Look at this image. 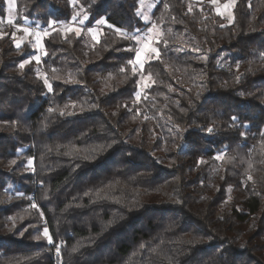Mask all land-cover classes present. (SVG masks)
<instances>
[{
  "label": "trees",
  "instance_id": "1",
  "mask_svg": "<svg viewBox=\"0 0 264 264\" xmlns=\"http://www.w3.org/2000/svg\"><path fill=\"white\" fill-rule=\"evenodd\" d=\"M139 1L15 0L48 35H0V264H264V0H157L136 100Z\"/></svg>",
  "mask_w": 264,
  "mask_h": 264
},
{
  "label": "rangeland",
  "instance_id": "2",
  "mask_svg": "<svg viewBox=\"0 0 264 264\" xmlns=\"http://www.w3.org/2000/svg\"><path fill=\"white\" fill-rule=\"evenodd\" d=\"M157 0H140L139 1V6L138 9L141 13V15L139 16V18L144 22V23H148V27H146L145 29L142 30H138L136 32L133 33V35H146L147 36H151L153 41H157L159 39V36L161 35V31L160 29L157 27V25H155L152 21V10L153 7L155 5ZM191 2H196L198 0H190ZM212 3V2H211ZM226 2H218V3H212L213 6L216 7V10H218L219 13H221L224 16L227 17H231L232 16V7L233 4H231V6L228 9L224 8V4ZM5 4H6V11H5V17L4 19H0V35L1 34H5L6 33V25H12L15 22V0H11V4H10V0H5ZM137 12V11H136ZM81 14V13H80ZM12 20L14 21L13 23H9L8 21ZM83 20V24L80 23V21ZM98 21H104L103 23H98ZM92 27L89 28H84V23H85V19L84 16L82 15H77L75 20L71 21V24L65 26L63 28V32H70L68 29H73L72 31H75V29H80L81 34H85L87 37H89L92 41H97L98 40V36L101 33L102 29L106 26H108L109 24L102 18L100 20H98ZM29 23V22H28ZM153 25H155V29L153 33H148V29L153 28ZM29 28L30 32L29 33H25L22 29L23 28ZM38 27L40 28V24H38ZM38 27H33L29 24H13L12 28V36L13 33H15V36H13L14 38V42L16 44V41H21L20 44H22L23 42L26 41H32V46L31 48L36 50V54L32 57L33 60L37 61L35 59V57H39V60L41 58V56L44 54L43 53V47H42V37L44 36V31H41ZM5 29V30H4ZM88 29H92L91 32L88 31ZM35 32H39L40 36L37 37L34 33ZM23 38V39H22ZM134 41V44L137 47H140V45H137L136 40L132 39ZM155 46V44H154ZM156 47V46H155ZM153 58H155V54L153 53ZM152 58V59H153ZM135 59V56H134ZM146 59V57H145ZM147 60V59H146ZM137 68H139V66H136ZM143 76L146 79H141V75L138 71V79L136 82L137 85V91L135 93V98L136 100H139L144 94L147 93V89L149 88V86L151 85V78L150 76L143 74ZM145 84H148V87H145ZM137 93H139V98H137ZM165 118V117H164ZM167 120V119H166ZM170 128V127H169ZM221 154H218V156H220Z\"/></svg>",
  "mask_w": 264,
  "mask_h": 264
},
{
  "label": "snow or ice",
  "instance_id": "3",
  "mask_svg": "<svg viewBox=\"0 0 264 264\" xmlns=\"http://www.w3.org/2000/svg\"><path fill=\"white\" fill-rule=\"evenodd\" d=\"M212 3H218L219 0H211ZM235 2V0H226V3L224 4V8L225 9H228L231 4H233ZM10 4H11V0H10ZM191 10V9H189ZM136 15L139 17L141 15L140 11L137 10L136 12ZM76 17L74 16L73 17V20H75ZM84 19L86 20L87 19V15L84 16ZM9 23H13L12 20H9L8 21ZM83 20L80 21L81 24H83ZM104 21H98V23H103ZM111 27V25H110ZM154 29H155V25H153V28H150L148 29V33H153L154 32ZM26 34L30 32L29 28H23L22 29ZM69 31H72L73 29H68ZM76 31V35L79 36L81 34V31L80 29H75ZM89 32L92 31V29H88ZM116 31L118 33H121L124 37L126 38H129V39H135L136 40V43L137 45H140V47H137V48H134V49H128V51H135V59L134 60H129L127 63L130 64V65H133V69H132V72L133 74H137V72L139 71L140 75H141V79H146L144 76H143V67H144V63L146 62L145 61V57L146 59L150 60L153 58V53L155 54V58H159L160 57V51L157 47L154 46V44L156 43V41H153L152 40V37L151 36H147L146 35H140V34H137V35H133L132 33H129V32H122L121 29L117 28ZM37 37L40 36V33L39 32H35L34 33ZM44 35H48V33L45 31L44 32ZM13 36H15V33H13ZM23 39V38H22ZM20 43L21 41H16V46L19 47L20 46ZM264 55V54H262ZM35 59L37 61H39V57H35ZM30 61L28 60H25L23 63L20 64V67L23 68L24 67V64H27L29 63ZM139 66V68H137L136 66ZM121 71H124V69L122 68ZM151 74H149L150 76ZM45 84L47 85L48 84V80L45 78L44 80ZM71 81H66V83H70ZM149 85L148 84H145V87H148ZM49 91H51V86L49 85ZM137 98H139V93H137ZM74 106V105H73ZM49 111H51V109H49ZM63 114V112L61 113ZM233 121H236L238 119V117L236 116H233L231 118ZM15 123V122H13ZM209 132L212 131V128L209 127L208 129ZM243 135V133L241 134ZM217 158H220V157H217ZM12 163H15V161H13ZM32 160L29 159L28 160V167L31 168L32 166ZM248 180H252V176L249 175L248 176ZM32 207L33 208H36L37 205L35 203L32 204ZM42 215V213H41ZM9 219H12V218H9ZM22 235V234H21ZM43 237H46L47 240H48V243H53L52 241V237L49 235V230L48 228H44L43 230ZM37 239H40V237H37ZM57 247V253H59V245L56 246ZM75 251V249H74Z\"/></svg>",
  "mask_w": 264,
  "mask_h": 264
},
{
  "label": "crops",
  "instance_id": "4",
  "mask_svg": "<svg viewBox=\"0 0 264 264\" xmlns=\"http://www.w3.org/2000/svg\"><path fill=\"white\" fill-rule=\"evenodd\" d=\"M135 56V55H134ZM133 60H134V58H133Z\"/></svg>",
  "mask_w": 264,
  "mask_h": 264
}]
</instances>
